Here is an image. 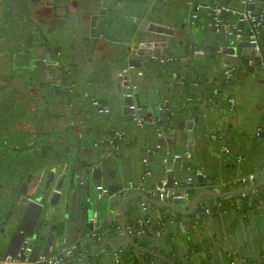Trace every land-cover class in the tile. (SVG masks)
<instances>
[{
	"label": "water",
	"instance_id": "95a60500",
	"mask_svg": "<svg viewBox=\"0 0 264 264\" xmlns=\"http://www.w3.org/2000/svg\"><path fill=\"white\" fill-rule=\"evenodd\" d=\"M20 1L22 7H19ZM37 3L67 7L68 18L60 29H49L50 33L46 34L32 20L35 24L31 27L24 25L27 7L32 13L41 14ZM247 11L264 22V0H0V66L29 69L39 66L45 79L56 74L54 81L60 85L59 94L70 96L65 104L72 106L73 113L79 115L66 120L61 128V134L67 137L73 134L70 151L34 158L29 146L23 155L26 158L23 166L7 175V184L0 190V207L6 200H12L13 204L0 229V253L4 259L15 257L22 250L24 239L35 234L31 260L40 254L51 257L57 251L55 256L61 259L77 257L83 252L80 260L71 264L91 261L100 264H213L215 256L205 250L204 243L195 237H183L172 228L178 220L186 223L190 218L191 223L196 224V218L201 220L207 216L206 211H198L204 194L215 196V207L227 208L226 203H218L219 196L250 193L261 185L255 182L233 192H219L207 187L209 174L206 171L198 173V167L186 170L184 163L193 157L192 144L198 133L197 120L191 115L205 111L208 104L204 96L212 102L220 101L221 106L226 97V83H233L236 77V71L232 78L221 74L214 80L224 81L223 85H203V54L214 53L210 58L214 70L213 62L221 61L223 66L228 58L226 55H240L242 48L253 47L250 41L252 22L244 18ZM263 29L259 31V39L264 46ZM78 45L84 52L81 57L75 55ZM91 50L106 53L114 62L89 54ZM260 54L256 74L264 77V52ZM184 62L189 65L184 66ZM110 65L114 68H110L106 76ZM93 72L100 75L91 78ZM64 75L69 81L64 80ZM140 76L150 82L143 94L138 89ZM195 78L202 88L206 87L205 93L194 90L191 84ZM131 83L136 87L129 96L127 91ZM192 92L199 97H192ZM95 99L99 100V105L93 103ZM134 103L140 107L138 114L147 119L145 125L153 123L151 137L155 144L145 145L147 148L165 147L161 153L163 159L169 144L173 150L175 144L182 148L183 156L169 157L165 163L166 174L162 179H166L169 186L179 187L188 171L191 178L185 190L200 188L193 194L190 204L182 198L158 199L165 208L161 210L160 219L170 220L167 224L163 221L160 233L139 231L142 215L134 198L150 196L144 191H130L123 181L111 182L109 186L103 184L108 188L106 196L110 210L101 222L91 219L95 205L104 202L98 184H102L106 175L113 176L120 170L122 150L128 149L129 138L140 127L135 122L136 110L131 107ZM105 106L110 110L102 111ZM260 120L264 123V115ZM209 124L211 127L205 131L211 136L216 125L213 120ZM117 130L122 132L120 136ZM47 141L41 146L48 147L50 139ZM188 150L190 156L186 154ZM140 154L144 157L142 151ZM127 179L133 180L130 171ZM126 202L129 205L123 207ZM231 203L237 204L236 201ZM210 205L205 201L200 207L204 210ZM117 210L122 219L119 228L114 229L111 217ZM94 231L98 236L93 235ZM109 231L111 237L107 235ZM115 234L125 236L117 245L111 239ZM190 238L195 244L192 247L188 242ZM171 239L179 246L188 242L180 261L168 254L172 250ZM161 244H164V251H160ZM69 248L71 252L67 251ZM112 253L120 255L116 263L110 262ZM149 254L155 259H148ZM233 256L230 254L229 259ZM249 264H264V260L257 258Z\"/></svg>",
	"mask_w": 264,
	"mask_h": 264
},
{
	"label": "crops",
	"instance_id": "0c3cea01",
	"mask_svg": "<svg viewBox=\"0 0 264 264\" xmlns=\"http://www.w3.org/2000/svg\"><path fill=\"white\" fill-rule=\"evenodd\" d=\"M50 2H53V0H50ZM228 3L232 5L231 1ZM37 6L41 12V17H43L42 19L51 25L53 31L60 29L63 22L68 18L67 7L63 4L54 3L53 5L45 6L43 3H37ZM70 10H73L72 6ZM165 20H167V16ZM261 38L264 42V31L261 32ZM75 48V55L81 57L84 53L83 49L80 48V45ZM252 52L253 47H244L239 52L240 55H226L228 58L223 66L221 65V61L213 62L214 70H212L210 65V58L214 53L212 51L202 52L205 56L202 67L205 72L203 85L207 86L211 83L223 85L224 81L216 80L215 82L214 78L219 77L221 74L227 77L226 71L231 67L235 68L236 77L233 83H226V97L221 106L220 101L212 102L211 99L207 100L206 96H204V102L208 104L205 107V111L200 113L202 115L196 112L191 115L195 116L197 120L195 123L197 127H195L198 133L192 144L191 151L193 152V157L191 160L186 158L187 160L184 163L186 164V170L187 167L191 169L198 167L197 172L206 171L209 174L207 187L219 192H233L239 190L241 187L260 182L261 185L250 192L252 198H254L256 195L264 194V123L260 120V116L264 115V80L263 82L259 81V79H264V77L256 74L258 72V64L249 65L246 61ZM189 63L184 62V66H188ZM110 68V66L107 67L106 76H108ZM253 68H255L254 71H252ZM99 75L100 73L94 72L90 74L91 78ZM137 82L140 85L138 89H140L142 94L145 93L148 86H150L149 80L140 76ZM191 85L199 93L202 91L205 93L206 87H201L203 85L199 84L198 78H195ZM190 94L192 97H199L196 93L192 92ZM231 95L234 96L237 102V108L233 112L229 109L231 103L228 97ZM221 115L224 116L220 117ZM66 120L68 119L56 118V122L60 126ZM210 120H213L216 125L215 131L211 136L207 135L205 131L211 127L209 124ZM145 124L143 126L139 125L140 127L135 132V135L129 138L131 143L128 149L123 148V164L120 170L118 169L113 176L106 175L102 184L109 186L111 182L119 184L123 181L126 186L130 171L134 184L130 188V191H144L150 196V198L136 196L135 200H133L137 203V209L140 210L141 215H145L146 213L150 215L154 223L160 222L162 228L163 223L167 224L170 220L165 219L164 221L160 219L161 210L165 208L159 204L158 199L160 198H158L154 191V187L166 174L165 163L168 162L161 155L165 147L155 145V148L151 149L145 146L147 144H155L151 137V133L154 132L153 123L149 124L147 122V125ZM219 137L220 141H216ZM171 146L169 144L166 147V156L171 157L177 152H182H180L182 150L180 145L175 144L174 150L171 149ZM141 151L144 153V157L147 153V157L141 156ZM145 166H147V169H145ZM251 173L255 174L253 179L249 178V174ZM140 178H142L141 181ZM190 178V173L185 171V176L182 177L184 181L181 186L176 188L184 190L188 184L187 180ZM175 183H179V181L175 180ZM199 190L200 188L198 187L190 188L191 197L187 200V204H190L193 194ZM246 194L249 193L219 196L218 203L223 204L225 202L228 205L227 208H215L213 205L215 196L209 193L204 194L201 197L198 211H206L207 216H204L201 220L196 218V224L191 223L190 218L187 219L186 223L178 220L172 229L176 233L182 234L183 237H195L198 242L204 243L207 246L205 250H208L212 256H215V259H212L213 264H233L232 260L229 259L230 254H234L232 259L236 260L235 264H249L256 261L257 258H263L264 260V197L260 200V203L257 202L256 205L247 206V208L245 206L234 207L231 203L236 201L238 204H241L242 198ZM103 197L104 202L95 205V211L98 212V222H101L110 210L108 197L106 195H103ZM143 200L147 201V212L141 209V202ZM205 201L211 203L209 210L200 208V205ZM128 205L129 203L126 202L123 207ZM8 207L7 202L0 207V229ZM111 219H113L114 225L116 224V228H119L120 220L122 219L120 211L117 210L112 214ZM168 229L170 230L171 226H168ZM107 235L111 237L110 231L107 232ZM124 238L123 234L120 236L115 234L111 239L117 245ZM174 240H169L172 244V253L180 261L184 258L181 256L184 246L189 241H192V239L190 238L187 243L182 242L180 246L177 243L175 244ZM163 246L164 244L159 245L160 251H164ZM1 247L2 244L0 245ZM56 252L54 251L52 256H55ZM119 252L121 251L119 250ZM82 254L83 252H79L77 257L62 259V263L71 264L73 261L78 262ZM148 259L153 260L155 257L149 256ZM110 262L116 263L114 253L111 255ZM88 264L100 263L91 261Z\"/></svg>",
	"mask_w": 264,
	"mask_h": 264
},
{
	"label": "flooded vegetation",
	"instance_id": "af4514ba",
	"mask_svg": "<svg viewBox=\"0 0 264 264\" xmlns=\"http://www.w3.org/2000/svg\"><path fill=\"white\" fill-rule=\"evenodd\" d=\"M19 7H22V1H20ZM25 15L26 22L24 25L26 27H31L36 23L37 28L49 34V29H52V27L42 19L41 14H34L27 7ZM31 20L35 23L33 24ZM259 42L260 49L253 46V52L247 59L249 65H255L259 56L262 55L260 53L264 52V46L260 40ZM56 44L60 46L59 42ZM88 53L103 58L106 57L114 62L110 56L105 55L106 53H100L96 50L94 52L91 50ZM110 67L114 68L111 65ZM34 68L0 66V190H3L7 184V175L15 173L23 166V162L26 160L23 155L29 146H31L35 158L51 152L53 154H65L70 151L73 145L71 141V135L73 134L68 135L69 137L65 133L61 134L62 125L60 126L56 122V118L59 116L68 120L72 116H79L73 113L72 106L65 104L70 101V96L59 94L61 91L60 85L57 81H54L56 80V74H52V77L45 79L38 70L39 66H34ZM234 71L235 68L227 77L232 78ZM8 74L11 77H7ZM64 80L69 81V77L64 75ZM230 97L234 98L232 95ZM93 103L99 105V100L95 99ZM107 107L109 108V106ZM236 108L237 102L235 99L234 105L230 104L229 109L233 112ZM146 121L147 119H145L144 124ZM116 132L118 136L122 134L119 130ZM45 133H47L46 136ZM47 139H50L48 147L41 146L42 142H49ZM127 187H129V184H127ZM5 202L9 206L8 212L13 202L12 200H6ZM91 219L93 218L91 217Z\"/></svg>",
	"mask_w": 264,
	"mask_h": 264
},
{
	"label": "built area",
	"instance_id": "2783aa9c",
	"mask_svg": "<svg viewBox=\"0 0 264 264\" xmlns=\"http://www.w3.org/2000/svg\"><path fill=\"white\" fill-rule=\"evenodd\" d=\"M244 18H248L249 20H251L252 25L250 27V41L254 44L255 48L260 49V42H259V31L261 28H264V22L261 18H259L258 16L252 15L251 11H247L244 12ZM220 19L217 18V21H219ZM200 52H203L202 50H199ZM124 70H127V68H124ZM234 67L228 68L226 73L228 74V76L231 74V72H233ZM136 87V84H132L130 85V88L127 91V94L129 96H131L133 94V90ZM229 101L231 103V105H234L235 103V99L233 97L229 98ZM95 103H97V101H95ZM131 107H133L136 111L134 112L135 115V121L138 125H143L144 124V117L140 116L137 112V110L140 109V107L134 103L131 105ZM102 111H109V108L107 106H105L104 108L101 109ZM186 154L188 156L191 155L190 151H187ZM183 153H175L173 154V156H171L172 158H178L183 156ZM165 161H169V157L166 156L164 158ZM202 171L198 172L201 173ZM255 177L254 173L249 174V178L253 179ZM129 187H132L134 184L132 181H129ZM97 188L100 190V194L99 195H106L108 188L105 187L103 184H98ZM154 191L156 192L158 198L165 200V199H173V198H182V199H186L188 200L191 197V193L190 191L187 190H180L176 187H172L169 186L167 184V180L166 179H162L160 182H158L155 187H154ZM141 209L144 212H147V201L143 200L141 202ZM207 210L210 209V207L206 208ZM92 218L94 220H96L98 218V212L94 211ZM139 231L143 232V231H147L148 228L152 227L153 225V219L150 215H148L147 213L145 215H142L139 218ZM158 233L161 232V228H159L157 230ZM94 236H98L97 232H93ZM36 239V235L32 234L29 235L27 238L24 239L23 241V246H22V250L18 252V254L15 257H11L8 256L6 259L3 258V255L0 254V264H63L62 263V259L58 258L56 256H51V257H46L44 255H39L36 259L31 260L30 259V254L33 251L34 247H33V241ZM75 246V245H73ZM68 252H71V248L67 249ZM234 255V254H233ZM119 253H115V257L116 260H119ZM234 257V256H233ZM232 263L235 264L236 260L232 259Z\"/></svg>",
	"mask_w": 264,
	"mask_h": 264
},
{
	"label": "trees",
	"instance_id": "16d2710c",
	"mask_svg": "<svg viewBox=\"0 0 264 264\" xmlns=\"http://www.w3.org/2000/svg\"><path fill=\"white\" fill-rule=\"evenodd\" d=\"M263 193V192H262ZM264 197V194H260V195H256V197H254V198H252V194L251 193H249V194H246L243 198H242V201H241V204H236V205H234V207L235 206H237V207H242V206H245V208H247V206H254V205H256V203L257 202H259L260 203V200H262V198ZM223 204H225V202L223 203ZM241 205V206H240ZM201 208V207H200ZM216 208V207H215ZM250 214V213H249ZM161 220H163V219H161ZM113 228L115 229L116 228V224L114 225V222H113ZM139 227H140V225H139V223H138V229H139ZM159 228H161V225H160V222H158V223H154L153 222V225H152V227H150V228H148V232L150 233V232H152V231H156V230H158ZM189 243H190V246L192 247L193 245H195L194 244V241L192 240V241H189ZM171 257H174L175 258V256L173 255V253H172V250L168 253ZM149 256L150 257H152V255L151 254H149ZM176 260H179L178 258H176Z\"/></svg>",
	"mask_w": 264,
	"mask_h": 264
}]
</instances>
